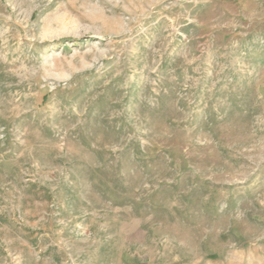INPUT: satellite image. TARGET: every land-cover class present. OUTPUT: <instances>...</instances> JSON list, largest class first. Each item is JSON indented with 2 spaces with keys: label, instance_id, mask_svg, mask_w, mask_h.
Segmentation results:
<instances>
[{
  "label": "rangeland",
  "instance_id": "rangeland-1",
  "mask_svg": "<svg viewBox=\"0 0 264 264\" xmlns=\"http://www.w3.org/2000/svg\"><path fill=\"white\" fill-rule=\"evenodd\" d=\"M0 264H264V0H0Z\"/></svg>",
  "mask_w": 264,
  "mask_h": 264
}]
</instances>
